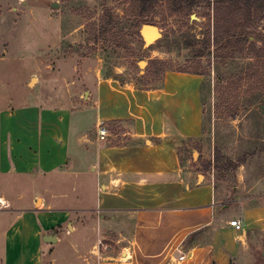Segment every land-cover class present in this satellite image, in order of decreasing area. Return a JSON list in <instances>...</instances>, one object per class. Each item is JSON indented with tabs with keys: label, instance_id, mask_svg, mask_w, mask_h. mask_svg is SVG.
Instances as JSON below:
<instances>
[{
	"label": "crops",
	"instance_id": "0c3cea01",
	"mask_svg": "<svg viewBox=\"0 0 264 264\" xmlns=\"http://www.w3.org/2000/svg\"><path fill=\"white\" fill-rule=\"evenodd\" d=\"M55 76L50 94L32 91L0 111V173L31 184L30 192L16 184L5 198L14 205L6 216L16 214L3 231L6 253L17 226L20 247L30 240L37 264L252 260L250 244L264 232L261 185L240 172L224 200L210 171L181 161V145L202 135V75L167 71L152 89L98 72ZM62 86L64 98L53 102ZM118 121L128 127L126 143L98 137L99 124ZM49 234L55 242L44 241ZM43 242L51 245L48 260Z\"/></svg>",
	"mask_w": 264,
	"mask_h": 264
},
{
	"label": "rangeland",
	"instance_id": "374dc122",
	"mask_svg": "<svg viewBox=\"0 0 264 264\" xmlns=\"http://www.w3.org/2000/svg\"><path fill=\"white\" fill-rule=\"evenodd\" d=\"M177 1L158 0L140 17L134 0H0V111L23 103L32 91L51 92L55 75L69 81L73 73L80 78L98 72L121 84L152 89L162 84L167 70L200 73L202 135L181 145L182 163L210 171L225 192L224 200L231 197L240 172L250 186L259 184L264 191V58L249 48L250 42L257 49L263 45L264 19L238 28L234 40L223 37L216 44L214 0H195L191 8L184 3L174 12ZM54 2L59 6L52 7ZM147 19L161 33L151 45L141 34ZM63 91L62 86L58 96L51 95L53 102L64 98ZM107 125L109 141L127 142L125 123ZM16 184L30 192L31 184L0 173V198L6 203L0 202V264H37L32 242L20 247L17 226L6 253L3 231L16 214L6 216L14 205L5 198L15 195ZM25 194L23 204L30 202ZM50 246L42 244L45 260ZM249 251L252 260L247 264H264V232Z\"/></svg>",
	"mask_w": 264,
	"mask_h": 264
},
{
	"label": "trees",
	"instance_id": "16d2710c",
	"mask_svg": "<svg viewBox=\"0 0 264 264\" xmlns=\"http://www.w3.org/2000/svg\"><path fill=\"white\" fill-rule=\"evenodd\" d=\"M138 8V15L145 17L146 14L152 10L158 0H134ZM189 8L196 4L195 0H179L174 2L173 11H177L184 6ZM264 19V0H214V43L221 42L223 37L232 41L236 37V31L240 27H252L259 21ZM110 23V22H109ZM106 24L105 29L109 25ZM142 23H154L152 19H147ZM264 36V35H263ZM264 40V39H263ZM250 51H252L257 58H264V41L261 48L257 49L254 42H250ZM167 71H182V70H167ZM166 71V72H167ZM165 72V73H166ZM199 74L200 73H195ZM120 122V121H118Z\"/></svg>",
	"mask_w": 264,
	"mask_h": 264
},
{
	"label": "water",
	"instance_id": "95a60500",
	"mask_svg": "<svg viewBox=\"0 0 264 264\" xmlns=\"http://www.w3.org/2000/svg\"><path fill=\"white\" fill-rule=\"evenodd\" d=\"M51 6L58 7L59 4L57 2H54L51 4ZM141 34L145 40L146 45H151L161 36L159 27L152 23L143 24L142 29H141ZM263 109H264V106H263ZM44 241L53 243L56 241V238L53 234H49L44 237Z\"/></svg>",
	"mask_w": 264,
	"mask_h": 264
},
{
	"label": "built area",
	"instance_id": "2783aa9c",
	"mask_svg": "<svg viewBox=\"0 0 264 264\" xmlns=\"http://www.w3.org/2000/svg\"><path fill=\"white\" fill-rule=\"evenodd\" d=\"M97 132H98V137L101 140H106L110 136V129L104 123L99 124ZM0 202L2 204H6L5 200L2 198H0ZM230 223H231V225L235 226V228H237V229L241 228V223L238 220H231ZM101 244H102V242H101Z\"/></svg>",
	"mask_w": 264,
	"mask_h": 264
}]
</instances>
